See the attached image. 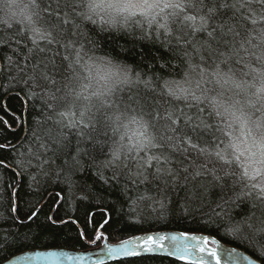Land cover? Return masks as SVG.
Here are the masks:
<instances>
[{"label":"snow or ice","instance_id":"6c2138e0","mask_svg":"<svg viewBox=\"0 0 264 264\" xmlns=\"http://www.w3.org/2000/svg\"><path fill=\"white\" fill-rule=\"evenodd\" d=\"M0 14V95L23 93L38 108L34 145L18 168L34 167L95 201L112 196L117 214L102 226L115 225V237L191 218L223 226L250 251L228 253L233 264H264V0H0ZM117 36L132 45L113 49ZM6 149L15 146L0 143ZM243 204L247 211L237 212ZM8 211L14 215L0 211V222L23 223L18 206ZM36 238L9 229L0 262L31 264L34 257L13 262L7 253ZM108 238L94 230L89 243ZM210 244L216 240L156 232L104 247L109 257L164 251L207 264L196 255L206 253L220 264Z\"/></svg>","mask_w":264,"mask_h":264},{"label":"trees","instance_id":"16d2710c","mask_svg":"<svg viewBox=\"0 0 264 264\" xmlns=\"http://www.w3.org/2000/svg\"><path fill=\"white\" fill-rule=\"evenodd\" d=\"M2 15V14H0ZM0 27H3L0 25ZM133 40H128L117 36L114 41H110V46L115 49L118 45L131 46ZM158 45L151 42L144 43L146 52L157 53ZM6 51V50H5ZM230 85H225L228 89ZM229 91L225 95H231ZM23 93L17 96L0 95V121H6L11 124V128L5 130L0 125V143H11L15 150H0V161L8 165L7 168L0 167V211L6 216L14 214L8 211L9 206H18L19 215L23 223L12 224L0 222V236L4 235L9 229L12 232L30 233L37 238L30 241L28 247L24 249H13L7 253V256H13L23 251L32 249H52V248H70L76 250L87 249L89 240L95 230L97 233L104 232L109 235L107 239L110 243L119 242L120 239H127L135 235L162 232V231H179L194 234L209 235L218 241L236 247L245 251L251 256L249 250L241 246L240 242L232 237L225 235V228H217L215 225L205 227L195 220L172 218L169 222H160L156 224L146 223L143 227H137L125 231L120 237L111 235L115 225L112 228L105 229L102 221L112 216L115 218L117 212L113 211L109 205L112 202V196H106L102 201L92 200L90 196L84 195L80 191H69L68 187L58 181L37 175L36 168L23 170L16 166V161L20 158V153H27L29 146L34 145L32 139L33 119L36 118L38 108H33V102L27 101ZM24 121V123H21ZM25 155L24 159H27ZM36 176V180L32 177ZM94 177L89 174V185H92ZM98 190L102 186L96 185ZM17 193V196L12 195ZM83 197V198H80ZM248 205H241L237 212L247 211ZM31 211H36L37 216L29 221L26 219ZM118 211V209H117ZM52 216L57 221L63 219L67 221L64 224L52 225L46 222V218ZM236 219H240L236 215ZM87 233L88 239H81L79 234ZM98 241V245L101 244ZM0 255H3L0 253ZM1 263V262H0ZM106 264H185L183 261L162 256H147L120 259Z\"/></svg>","mask_w":264,"mask_h":264},{"label":"water","instance_id":"95a60500","mask_svg":"<svg viewBox=\"0 0 264 264\" xmlns=\"http://www.w3.org/2000/svg\"><path fill=\"white\" fill-rule=\"evenodd\" d=\"M153 233H156V232H153ZM159 233L167 234V235H180L181 232L162 231ZM188 234L216 240V245L210 244V245H207V248L210 249L212 247H216V251L218 254V258L220 260V264H233V261L229 257L228 253L239 254L240 256H249L245 251L238 249L236 247L224 244L212 236L204 235V234H194V233H188ZM144 235L145 234H139L135 236H144ZM133 237L134 236L127 238V239H132ZM118 243L119 242L110 243L108 242V240H102L101 244L98 245V241L95 244L89 243L88 244L89 247L87 249H82V250H76V249H70V248L32 249V250H27V251H23L21 253L15 254L11 256V258H12V261L14 262L17 258H19V256H22V255L34 257V259L31 261V264H76L75 261L68 260L66 256H61L59 260H57L56 257L48 256L47 255L48 253H59V254L66 253L68 256H72V257L83 256L85 257V259L82 262V264H100L101 261H103V264H106V263L113 262V261L120 260V259L135 258V257L124 256V255H121L118 257H109L107 255V250L104 247V245L105 244L116 245ZM165 243L167 245V242ZM196 255H203L207 264H216L217 258L208 256L206 253L204 254L196 253ZM151 256L169 257V258L181 261L178 257L168 256V254L164 251H160L158 253L152 254Z\"/></svg>","mask_w":264,"mask_h":264},{"label":"bare ground","instance_id":"6f19581e","mask_svg":"<svg viewBox=\"0 0 264 264\" xmlns=\"http://www.w3.org/2000/svg\"><path fill=\"white\" fill-rule=\"evenodd\" d=\"M249 255V254H248ZM250 256V255H249ZM2 263V262H1Z\"/></svg>","mask_w":264,"mask_h":264}]
</instances>
